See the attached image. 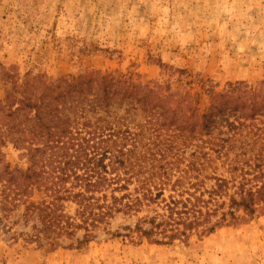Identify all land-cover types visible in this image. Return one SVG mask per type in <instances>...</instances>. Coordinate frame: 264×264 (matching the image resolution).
Instances as JSON below:
<instances>
[{"label": "trees", "instance_id": "16d2710c", "mask_svg": "<svg viewBox=\"0 0 264 264\" xmlns=\"http://www.w3.org/2000/svg\"><path fill=\"white\" fill-rule=\"evenodd\" d=\"M174 83L85 68L33 77L23 98L0 99V117L24 113L0 125V212L12 233L49 249L100 233L171 244L238 210L264 211V91L208 87L201 107ZM9 132L25 168L5 158ZM118 218L126 221L111 228Z\"/></svg>", "mask_w": 264, "mask_h": 264}, {"label": "rangeland", "instance_id": "374dc122", "mask_svg": "<svg viewBox=\"0 0 264 264\" xmlns=\"http://www.w3.org/2000/svg\"><path fill=\"white\" fill-rule=\"evenodd\" d=\"M85 68L134 82L174 81L198 93L201 107L208 87L225 90L241 81L264 91V0H0V99L23 98L33 77ZM23 115L2 116L0 125ZM10 134L1 136V149L11 167L25 168V153ZM236 213L211 233L191 231L171 244L100 233L49 249L17 238L0 212V264H264V211Z\"/></svg>", "mask_w": 264, "mask_h": 264}]
</instances>
